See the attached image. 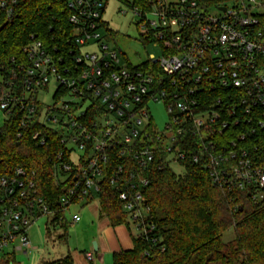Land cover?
I'll use <instances>...</instances> for the list:
<instances>
[{"label":"built area","instance_id":"1","mask_svg":"<svg viewBox=\"0 0 264 264\" xmlns=\"http://www.w3.org/2000/svg\"><path fill=\"white\" fill-rule=\"evenodd\" d=\"M53 1L64 17H53L51 37L30 33L0 63V129L12 121L17 139L48 148L62 191L52 208L35 170L0 175V255L31 252L29 229L42 216L81 221L69 210L100 201L105 184L126 225L156 241L145 197L155 166L198 163L223 191L263 198L264 0H151L146 10L118 0L140 17L142 40L162 51L137 65L121 64L105 40L109 0ZM20 3L0 0V21L12 22ZM156 103L168 116L162 129Z\"/></svg>","mask_w":264,"mask_h":264},{"label":"trees","instance_id":"2","mask_svg":"<svg viewBox=\"0 0 264 264\" xmlns=\"http://www.w3.org/2000/svg\"><path fill=\"white\" fill-rule=\"evenodd\" d=\"M60 1V0H55ZM129 1L133 8L149 9L151 0ZM53 0H21L18 14L0 31V63L18 56L20 47L32 32L47 37L53 17H64ZM5 21H0V26ZM111 34V30L108 29ZM16 124L7 122L0 129V175L17 165L35 170L40 193L52 208L58 207L61 186L49 162L51 151L38 146L27 135L17 139ZM151 185L145 190L156 241L134 236V246L115 253L113 264H264V196L253 202L247 192L223 191L213 185L205 168L188 161L182 172L172 166H155ZM264 192V191H263ZM92 203L88 199L86 205ZM101 214L112 225L128 223L117 198V191L105 184L99 201ZM63 228L60 236L68 242V221L52 220ZM234 229V237L224 234ZM0 264H20L14 254L0 255ZM40 264H75L71 254Z\"/></svg>","mask_w":264,"mask_h":264},{"label":"rangeland","instance_id":"3","mask_svg":"<svg viewBox=\"0 0 264 264\" xmlns=\"http://www.w3.org/2000/svg\"><path fill=\"white\" fill-rule=\"evenodd\" d=\"M210 12L214 13L216 10L212 8ZM102 17L112 32L111 34L108 30L104 32L105 40L124 54V56L120 54L121 64L137 65L146 60L150 54L155 57L161 56L162 51L159 46L142 40L143 32L137 26L140 17L126 4L118 0H109ZM151 112L156 126L162 129L168 119L163 104H153ZM0 116V123H2L3 114L0 113ZM172 167L176 172L183 171V168L178 165ZM73 211H79L81 217H83L87 213H90L91 216L92 214L98 216L101 210L99 201L95 200L92 204L83 208L71 207L69 213ZM69 213H67V217H69ZM100 220L106 221L105 218ZM71 227L72 225L68 228V242L66 243L60 237L64 232L63 228L54 227L49 217L42 216L33 222L29 229V236L34 249L27 254L23 252L14 254L16 260L20 264H40L46 260L62 258L68 254L84 258L82 245L86 240L92 238L90 234L94 233L95 229L92 225H85V221ZM233 237L234 229L230 228L224 234V240L229 241ZM8 251L9 249H7Z\"/></svg>","mask_w":264,"mask_h":264},{"label":"crops","instance_id":"4","mask_svg":"<svg viewBox=\"0 0 264 264\" xmlns=\"http://www.w3.org/2000/svg\"><path fill=\"white\" fill-rule=\"evenodd\" d=\"M89 214L90 213H87L82 217L81 221L72 225V227H74L85 221V225H92L95 229V234H90L92 238L86 240L82 245L85 257L72 255L75 264H113V256L115 253L133 248L136 231L131 225H112L109 220L101 214V211L98 213V216L93 214L91 216ZM102 218H105L106 221L100 220ZM94 241L98 243L97 250L94 249ZM87 253H93L92 260L87 259Z\"/></svg>","mask_w":264,"mask_h":264},{"label":"water","instance_id":"5","mask_svg":"<svg viewBox=\"0 0 264 264\" xmlns=\"http://www.w3.org/2000/svg\"><path fill=\"white\" fill-rule=\"evenodd\" d=\"M6 26V24H3L0 26V31ZM93 246H94V249L97 250V247H98V243L97 241H94L93 242Z\"/></svg>","mask_w":264,"mask_h":264}]
</instances>
